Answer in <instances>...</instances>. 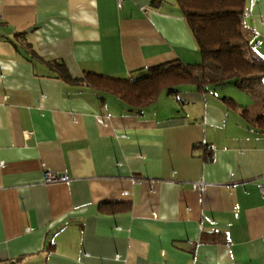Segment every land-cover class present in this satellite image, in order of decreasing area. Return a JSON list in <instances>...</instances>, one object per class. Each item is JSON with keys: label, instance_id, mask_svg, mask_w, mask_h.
<instances>
[{"label": "crops", "instance_id": "0c3cea01", "mask_svg": "<svg viewBox=\"0 0 264 264\" xmlns=\"http://www.w3.org/2000/svg\"><path fill=\"white\" fill-rule=\"evenodd\" d=\"M243 32L264 60V0ZM201 59L175 0H0V264H264V75L138 111L48 63L137 79Z\"/></svg>", "mask_w": 264, "mask_h": 264}, {"label": "trees", "instance_id": "16d2710c", "mask_svg": "<svg viewBox=\"0 0 264 264\" xmlns=\"http://www.w3.org/2000/svg\"><path fill=\"white\" fill-rule=\"evenodd\" d=\"M201 53V62L171 61L152 66L137 79H120L86 72L79 79L69 76L63 64L48 61L57 76L119 98L129 109L141 110L154 103L161 92L173 93L178 85L191 84L205 91L210 85L264 75V60L246 57L248 41L243 32L247 0H175ZM234 106L230 98L223 97ZM242 114H248L246 110Z\"/></svg>", "mask_w": 264, "mask_h": 264}, {"label": "built area", "instance_id": "2783aa9c", "mask_svg": "<svg viewBox=\"0 0 264 264\" xmlns=\"http://www.w3.org/2000/svg\"><path fill=\"white\" fill-rule=\"evenodd\" d=\"M123 0H115V4L117 6V8H120L122 6ZM99 122H102V119H99ZM31 131H25L23 132V135L25 138H27L30 135ZM68 179L66 174H56L54 172L51 171H45L44 173V180L47 182H61V181H66ZM197 188L199 190L203 189L204 186V182L203 181H199L196 183ZM261 193L264 194V187L261 188ZM149 264H154V262L150 261Z\"/></svg>", "mask_w": 264, "mask_h": 264}, {"label": "rangeland", "instance_id": "374dc122", "mask_svg": "<svg viewBox=\"0 0 264 264\" xmlns=\"http://www.w3.org/2000/svg\"><path fill=\"white\" fill-rule=\"evenodd\" d=\"M219 90V89H218Z\"/></svg>", "mask_w": 264, "mask_h": 264}]
</instances>
